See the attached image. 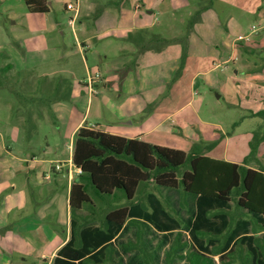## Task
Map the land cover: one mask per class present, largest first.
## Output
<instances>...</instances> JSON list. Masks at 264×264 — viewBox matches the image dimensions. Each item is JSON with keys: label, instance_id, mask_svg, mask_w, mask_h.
<instances>
[{"label": "rangeland", "instance_id": "1", "mask_svg": "<svg viewBox=\"0 0 264 264\" xmlns=\"http://www.w3.org/2000/svg\"><path fill=\"white\" fill-rule=\"evenodd\" d=\"M67 1L49 0L48 13H32L26 9L23 0H0V51L9 52L15 65L21 63L23 56L28 60L33 57L54 59L39 66L38 71L51 74L52 77L48 79L50 87L58 82L60 90L64 85L59 80H55L56 77L71 81V73L82 75L81 79L92 88L94 87L96 92L95 96L91 90L87 92L92 99L87 112L84 110V102L81 105L84 106L83 110L78 108L79 114L85 113L86 124L99 123L104 126L111 123V120H115V108L122 107L125 113H138L139 105H142V112L147 114L159 104L158 107L163 106L162 109L164 107L167 109H164L163 112L173 111V113L151 135L145 136L149 140L148 142L151 143L150 140H155L159 143L158 145L164 144L162 146H180L181 139L178 136L181 131L178 130L179 134H177L171 132L170 129L177 128V125L180 126L181 123H190L198 117L200 121H205L198 122V129L201 132H211V129L214 132L212 136L206 135L207 137L198 135V140L208 142L221 135L217 145L206 154L215 159L230 158L236 160L237 163L243 162L249 152L252 132L264 123L261 117L251 114L253 111L264 108V0H162L154 9L152 17L154 24L150 30L167 40L183 36H187L189 40L192 36V43L195 42L193 49L198 50L188 62L186 55L181 69H179L180 46L176 42L165 45L163 47L164 54H155L150 57L144 55L143 59L140 57L142 66H136L138 73L135 74L129 70L128 74L126 73L128 76L125 75L122 79L119 90L117 81L112 83V87L107 83L110 79L115 78L116 72L113 71V67L116 61L130 59L129 52L136 50L135 45L126 39L128 31L135 29L114 30L94 37L92 40L84 42L89 46V50L80 53L74 47L75 37L82 39L90 33L99 32L110 24L112 14L106 9L111 6L108 3L110 0H82V7L85 10L91 2L99 3V6L89 13L83 12L82 9L79 15L82 23L77 21L72 26L68 19L73 15L74 10L65 9ZM70 2L74 4L75 0H70ZM138 2L140 0H132V7ZM206 4L207 9L205 10H210L208 14H204L205 10L200 12V7ZM140 6L142 10V1ZM154 6L148 5L146 9L151 10ZM132 17V13L127 9L122 13L119 23L129 22ZM198 43H202V45L198 47ZM153 48L150 47V50H154ZM58 49L62 51L61 57H57ZM90 49H95V51L92 53ZM175 55L176 57H174ZM212 56L224 66L223 69L228 73L229 81L222 74V68L219 67L208 76L205 75V72L199 73L200 75L194 79L193 84V80H191L193 73L206 70ZM8 60V55L6 58H0V65L9 62ZM83 61L87 63L90 72L87 73L85 70ZM16 70V68H12L9 74H14ZM36 76L29 71L23 78L24 82L20 81L16 88L21 91L35 88ZM190 85L193 86L191 90H189ZM174 86H176L175 90L170 92ZM71 90L72 85L65 92H71ZM86 90L88 89H85V92ZM157 90L159 93L154 100L153 97ZM119 92L122 93L120 99L117 97ZM2 97V100L6 101L5 98L8 99L11 96L7 98L6 94H3ZM188 100L189 102H187ZM59 101L62 99L53 101L54 105ZM26 106L30 109L34 105ZM178 107L180 108L178 109ZM23 108L17 102V108L14 111L16 118H14L21 124L19 127L21 138L29 139L23 127ZM43 108V118L51 122H45L43 119L37 120L39 123L36 130L32 129V131L34 130L33 148L48 158H65L68 154L67 144L63 146L62 142L68 141L69 128L78 121V117L71 118L64 112L60 118L55 115L52 108L51 110L45 106ZM236 121L237 124L233 126L232 124ZM141 125L138 124L135 127H141ZM193 130L200 134L197 129ZM44 137L51 146L46 154L44 152ZM18 144L24 146L23 142ZM14 148L16 147L14 146ZM14 150L16 152L20 149ZM256 154L259 164L262 165L264 163V144L258 148ZM258 162L251 161L248 164L258 166ZM37 170V173L35 172V175L33 173L28 179L29 182L35 184L26 189L27 205L18 213L11 212L8 222L26 218L25 216L29 215L37 206L36 202L40 199L37 194L40 193V196L47 198V188L55 186V174L50 172L48 163L40 166ZM64 172L65 167L63 168ZM9 173L3 174L2 182L20 180L19 178L15 179L18 176L14 177ZM47 174H50L49 178L45 177ZM8 189L17 190L16 188ZM148 191L155 192L165 202L170 212L183 220H188L194 212L192 201L179 204L177 197L172 193L158 190L152 183L141 187L136 195L137 200L147 208L146 193ZM4 192L1 194L3 195ZM228 212L232 217L239 214L234 204L231 205ZM83 213L86 212L83 211ZM57 216L58 214L49 213L47 209L43 217L35 221L37 224H42L41 226H52L55 229L53 237L40 238L29 228L23 227L15 230V236L9 242L6 241L8 238L3 241L0 239V264L43 263L42 254H49L50 248L65 235L62 231L65 227L59 220L56 221ZM92 223L99 224V220H92ZM8 227H11V224ZM6 230L7 225L2 231L5 233ZM178 233L180 241L186 243L179 250L183 253L191 248L188 243L185 222L181 232ZM176 234V231L162 234L141 222L129 221L112 246L109 247L108 263L145 264L140 252L130 246V244L134 245L140 237L144 247L150 250L154 261L157 264H166L165 254ZM252 234L257 235V242L263 245L261 248L264 250V230L257 228L254 230L253 228ZM219 241L221 243L223 238L219 237ZM240 249L243 251L244 247ZM215 259L216 264H222L217 256ZM172 264H183V260L177 255L172 260Z\"/></svg>", "mask_w": 264, "mask_h": 264}, {"label": "trees", "instance_id": "2", "mask_svg": "<svg viewBox=\"0 0 264 264\" xmlns=\"http://www.w3.org/2000/svg\"><path fill=\"white\" fill-rule=\"evenodd\" d=\"M23 2L29 12H49V0ZM205 9L207 4L200 7V12ZM126 39L135 45L136 50L129 52L130 59L113 67L116 75L108 81V86L117 81L119 87L129 70L137 74L136 66L141 64L145 52L151 51L150 47H154L152 51H161L168 43L176 42L180 46L179 69L184 65L187 36L167 40L146 28H138L128 31ZM6 57L7 54L0 51V58ZM12 68L9 62L0 65V89L5 88L24 107L23 127L29 138L36 127V120L43 118V106L51 110L53 101L68 99L70 93L65 91L71 88V84L64 78L56 77L55 80L64 85L60 90L58 82L50 87V77L38 75L35 88H23L24 91H21L16 86L20 81L24 82L23 78L30 70L18 69L10 75ZM31 104L34 106L29 109L26 105ZM251 114L264 120V108ZM236 124L237 121L232 125ZM220 139L221 135L208 142L199 139L185 151L94 127H79L74 134L72 153V162L79 169V174L78 180L71 184L68 203L71 236L58 249L52 264H88L90 261L107 264L103 259L109 242L121 230L127 218L144 219L159 231L178 228L179 222L169 215L155 194H148L151 211L135 201L139 186L149 183L180 188L183 193L196 196V213L189 230L193 248L180 255L185 258V264H216L215 255L222 264H264V250L256 244L254 235L249 234V226L254 230L255 225L264 229V167L248 164L257 161L256 153L264 143V123L252 132L249 152L242 163L215 159L206 154ZM94 195L99 199V205L94 202ZM122 198L126 199L124 203L112 204ZM231 202L239 212L236 218L228 212ZM81 208H86L90 214L98 210L105 214L100 226L86 225L80 231L78 238L81 245L76 247V230L81 224L75 217L76 210ZM222 235L225 239L220 243L219 237ZM242 244L246 249H236ZM184 245L177 235L166 251V264H172L179 248ZM130 246L140 252L145 264H156L140 237Z\"/></svg>", "mask_w": 264, "mask_h": 264}, {"label": "crops", "instance_id": "3", "mask_svg": "<svg viewBox=\"0 0 264 264\" xmlns=\"http://www.w3.org/2000/svg\"><path fill=\"white\" fill-rule=\"evenodd\" d=\"M131 1L132 0H110L108 3L111 6L106 8L109 10V13L112 14V20H111L110 24L108 26L104 27L99 32L90 33L88 35L85 34L86 36H84L82 39L75 37L76 44H74V47H76L80 53H81V51L84 52L85 50L87 52L89 50V46L84 42L90 41L94 37H98V36H101L103 34H106L109 31L132 30V29H138V28H146V29L150 30V28H152V26L154 24L153 18H152L153 14H154V9H156L158 4L162 0H151L150 2L147 0H140V2L142 1V7H143L142 10L140 9V7H141L140 2L135 3L132 7ZM143 1H145V2H143ZM67 3H70V0H68ZM74 4H75V7L77 8V13H76V18H75L73 24L69 23L71 26L74 25V23L77 21L82 23V21H80V19H79V15H80V12H82V9H83V12L89 13V12L93 11L96 7L99 6V3L91 2L90 5L85 10L84 7H82V0H75ZM148 5L149 6L155 5V6L153 9L149 10L148 8L146 9V6H148ZM127 9L130 13H132L133 17L131 18V20H129V22L120 24L119 19H121L122 13ZM209 11H210L209 9L205 10L204 14L205 13L208 14ZM46 13H48V12H46ZM83 33H86V32H83ZM192 38L193 37L191 36L188 40L187 62L190 61V58L192 56H195V53L198 50L196 48L193 49L195 42L192 43ZM202 43L201 44L198 43L197 46L200 47L202 45ZM94 51H95V49L94 50L90 49V52L93 53ZM163 51H164L163 49L161 51H146L145 55L150 57V56H153L155 54L156 55L164 54L165 52H163ZM201 51H203V50H201ZM6 54L8 55V57H9L8 61H9V63H11L13 65V68H16L17 70L22 69V68L27 69V70H30L31 72H33L37 76L39 75V76L52 77L51 74H45V73L38 71V68H39V66L44 65V64H46L49 61L54 60V59H50V57L45 58V59H36L33 57V58H30V60H28L27 57L23 56L21 63L19 65H15V64H13V59H12L11 54L9 52H6ZM95 55H96V53H95ZM61 56H62V51H59V49H58V56L57 57H61ZM174 57H176V55ZM205 57H208V56L205 55ZM83 62H84L85 70L87 71V73L90 72V68H88L87 63L85 61H83ZM118 62H121V61L117 60L116 64L114 66H117L119 64ZM141 66L142 65H140V67ZM219 67L222 68V70H221L222 74L229 81V75L223 69L224 66H222L220 63H218V60H216L212 56L210 58V64L206 70H204V71L199 70V71H196L195 73H193L192 78H191V80H193V84H194V79L198 75L202 74V72H205V75L208 76L214 70H217V68H219ZM127 74H126V77L128 76ZM81 77H82V75H77L75 73H71V75H70L71 81H69V82L72 85V90H71V92H69L70 97L68 99H63L62 101H59L58 103H55V105H54V103L51 104V108L54 110L55 115L57 117L61 118V116L63 115L64 112L67 113V115L71 118L74 116L78 117L77 118L78 121H76L69 128L70 134H69L68 141L62 142V144H64L63 146H65L67 144L68 154L65 158H57V157L48 158L46 156H42L37 151V149L33 148L34 147V143H33L34 139H32V137L34 134V132H33L34 130L32 131V135L29 137V139H27L25 137H24V139L21 138V129L19 128V127H21V124L19 121L15 120L16 116L14 114V111L17 108V99L14 96H12L5 88L0 89V208H2L0 210V239L3 241V240H6L8 238L6 241L9 242L15 236L14 235L15 230L21 229L23 227L29 228L31 232L36 233V235L40 238H46L47 236L53 237V236H55V229L52 226H50V225L41 226L42 224H37V222H35V221H38V219H41L43 217L45 210H47V209H48L49 213L58 214L56 221L59 220V222L62 223L63 226L65 227V228L63 227L64 229L62 230L65 233L64 238H61L52 248H50L49 254H42V262L43 263H40V264H52L54 257L57 255L58 249H60L68 241V239L71 236V225H70L71 215H70V208H69L68 203H69V193H70L71 184L74 181L78 180V174H79V169L76 168L72 162L74 134L77 131V129L81 126H86V127H90V128L94 127V128H98V129L103 130V131H107V132L112 133V134H119V135H123L125 137H131V138L135 137V138H139V139H142V140L148 142L149 140H147L145 138V136L151 135L155 130H157L162 125V122L165 119H167L173 113V111L163 112L165 107H164V109H162L163 106L158 107L159 104L157 106H155L153 111H151L147 114L142 112V110H143L142 105H139L138 113H133V112L132 113H130V112L125 113L123 108L119 107L118 109H116V108L114 109L115 110L114 113H116L115 114V120H111V123H108L104 126H101V124H99V123L86 124V120L84 119L85 113L79 114L78 108L83 110V107L85 106L84 110L87 112V110H89L88 107L90 108L91 103H92V99L90 98L89 94H87V92H89L91 90V92L94 93V96H95L96 92H95L94 87L92 88V86H90L88 83H85V81L83 79H81ZM91 85H92V83H91ZM86 86H87V88H86ZM102 87H107V86H102ZM192 87L193 86L190 85L189 90H191ZM120 88H121V85H120V87H118V90ZM175 88H176V86H174L170 92H173V90H175ZM85 89H88V90H86V92H85ZM170 92L168 93V96L170 95ZM158 93H159V90L156 91V93L153 97L154 100L156 99L155 96ZM3 94H6V97L8 95H10L13 98L8 96L10 98L7 97L8 99L5 98L6 101H4V100H2ZM121 95H122L121 92L117 93V97L119 99L121 98ZM85 96H86V99H84ZM148 102H149V100H148ZM187 102H189V100ZM82 104H84L83 107L81 106ZM180 107H178V109ZM165 110H167V109H165ZM244 115H245V113H244ZM39 119H43L45 122H48V123L51 122V121H47L45 118H39ZM37 120H36L37 123H36L35 130H36L37 125L39 123ZM146 120H148V121H146ZM198 122H205V121H200V119L198 117H196V120L193 119V121H190V123H181L180 126L177 125V128L173 127L172 129H170L171 132H174V133L176 132L177 134H179L178 130H180L182 132V134L180 132V136H178L181 139L180 146L176 145V146H169V147L179 148V149L187 151L190 149L192 143L194 141L198 140L197 139L198 135H199V137H207V136H212L214 134L212 129H211V132L210 131H207V132L202 131L203 132L202 133L198 129ZM138 124H142L141 127H135ZM143 124H145V125L143 126ZM194 128L197 129L198 131H200V134L195 132L193 130ZM177 139H175L176 142H177ZM44 141H45L44 152L46 154V153H48L47 152L48 148L51 146L48 142H46V137H44ZM150 141H152L151 143L159 144L158 142H155V140H150ZM22 142H23L24 146H20L18 144V143H22ZM160 145H164V144H160ZM14 146L16 148H14ZM14 149H20V150H16V152H15ZM256 158H257V154H256ZM223 159L226 161L236 162V160L230 159V158H223ZM257 162H258V159H257ZM47 163L49 164V168L51 170L50 172L55 174V178H56L54 180L55 186L47 188L48 197L44 198L43 196L39 195L40 193L37 194L40 198L36 202L37 206H35L33 208V211H31L29 213V215L25 216L26 218H19V219H15V220H10L8 222L9 215L11 212L18 213L19 210L24 209L25 206L27 205L28 199H26V189H27V187H30V186L33 187V185L35 184L34 182H29L28 179L31 178L33 173H34V175H35V172L37 173V171H38L37 169H39L40 166L47 164ZM56 164L60 165V169H57V170L54 169V165H56ZM262 165L259 164V162H258V166L264 167V163H262ZM64 167H65V172L63 173ZM5 173L12 174L14 177L18 176V177H15V179L19 178L20 180L15 181V182L14 181L2 182L4 180V179L2 180V176ZM26 175H29V176H26ZM21 176H24L25 178L23 179V177H21ZM49 176H50V174H47L45 177L49 178ZM145 185H147V184L140 185L138 190ZM155 186L157 187L158 190H162V191L172 193L175 197H177V202H179V204H181L182 202L192 201V205H194V207H193L194 212L191 215V217L188 220L187 219L183 220L180 217H178L177 215L172 214L170 212V210L168 209V207L166 206L165 202L155 192L148 191L146 193V201H147L148 208L143 206L137 200L136 196H135V201L139 202L147 211H151V206H150V203L148 201V194L149 193L155 194L161 200L164 209L169 213V215H171L173 218H175L179 222V227L175 228V229H171V230L159 231L150 222H148L144 219L127 218V220L124 223L121 230L109 242V245H110L109 247L112 246V243L114 242V240L122 232L123 228L127 225V223L129 221L130 222L131 221H133V222L138 221L144 225H148V226L152 227L157 232H160L162 234H166L168 232L176 231L177 234L175 235V237L177 235H180L178 232H181L183 223L185 222L186 226H187L188 243L191 246L190 249L193 248V241L191 240L189 230H190V227L193 223V219H194L195 213H196V196L193 195L192 193H187V192L183 193L180 188H167V187L157 186V185H155ZM8 188H10V189L16 188L17 190L16 191L15 190H9ZM3 191H5V192L2 195L1 193ZM136 195H137V193H136ZM92 198H93L94 202L96 203V205L100 204L99 199L95 195L92 196ZM125 200H126L125 198H122L121 200L112 202V204L124 203ZM231 205H232V202H231ZM83 211L86 213H83ZM98 211L96 213L90 214L89 210H87L86 208H81L79 210H76V217L75 218L81 224L79 226V228L76 230V235H77V239L75 242L76 247H79L81 245V241L78 237L80 236V231L86 225H88V226H100L102 224L105 212L104 211L98 212ZM243 211H245V210H243ZM95 219L99 220V224L92 223V220H95ZM32 221H34V222H32ZM10 224H11V227H8ZM6 225H7V230L4 233L2 231V229ZM255 226L258 230H264V229H260L258 227V225H255ZM8 229H10V230H8ZM252 229L253 228L251 226H249V234H252ZM252 235H254V234H252ZM220 237L223 238V241H224L225 237L223 235ZM254 237L256 238L257 235H254ZM257 239H258V237L256 238L255 242L261 248L263 245L260 244L259 242H257L258 241ZM173 240L174 239H172V241ZM172 241H171V243H172ZM171 243H170V245H171ZM183 243H185V242H183ZM9 245H11V244H9ZM242 247H244V249H246V246L243 244L239 245L236 249H240ZM147 250H149V249H147ZM179 250H180V248H179ZM179 250H178L179 256L184 255L187 251V250L183 251V253H182ZM216 256L218 257V255H215L214 259ZM109 257H110V255H109V248H108V250H106V257L103 259V261L106 262L107 264H109L108 263ZM180 257L183 260V264H185V262H186L185 258H183L182 256H180ZM173 260H174V258H173ZM215 261H216V259H215ZM88 264H95V263L90 261V262H88Z\"/></svg>", "mask_w": 264, "mask_h": 264}, {"label": "built area", "instance_id": "4", "mask_svg": "<svg viewBox=\"0 0 264 264\" xmlns=\"http://www.w3.org/2000/svg\"><path fill=\"white\" fill-rule=\"evenodd\" d=\"M65 9H69V10H74V13L73 15L68 19V22L70 24H73L75 18H76V13H77V8L75 7V4L73 3H67L66 6H65ZM54 169H60V165L59 164H56L54 165Z\"/></svg>", "mask_w": 264, "mask_h": 264}, {"label": "water", "instance_id": "5", "mask_svg": "<svg viewBox=\"0 0 264 264\" xmlns=\"http://www.w3.org/2000/svg\"><path fill=\"white\" fill-rule=\"evenodd\" d=\"M50 4V3H49Z\"/></svg>", "mask_w": 264, "mask_h": 264}]
</instances>
